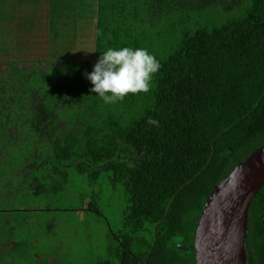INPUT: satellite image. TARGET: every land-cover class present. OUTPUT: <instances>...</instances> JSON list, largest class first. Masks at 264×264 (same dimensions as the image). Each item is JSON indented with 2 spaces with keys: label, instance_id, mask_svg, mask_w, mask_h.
Wrapping results in <instances>:
<instances>
[{
  "label": "trees",
  "instance_id": "1",
  "mask_svg": "<svg viewBox=\"0 0 264 264\" xmlns=\"http://www.w3.org/2000/svg\"><path fill=\"white\" fill-rule=\"evenodd\" d=\"M87 3L55 0L49 32L62 55L0 74V203L31 181L34 196L53 195L68 192L72 171L89 185L105 175L126 205L115 230L91 193L89 210L107 224L96 264H196L194 237L212 189L264 144V0H101L95 26L71 18L89 19ZM8 41L0 55L30 57L24 42ZM125 46L146 48L160 63L148 93L115 104L80 95L64 131L40 121L34 130L40 110L59 122L73 100L74 63L93 61V70L102 52ZM247 227V264H264V186Z\"/></svg>",
  "mask_w": 264,
  "mask_h": 264
},
{
  "label": "rangeland",
  "instance_id": "2",
  "mask_svg": "<svg viewBox=\"0 0 264 264\" xmlns=\"http://www.w3.org/2000/svg\"><path fill=\"white\" fill-rule=\"evenodd\" d=\"M72 46L76 44L73 43ZM77 54L78 49L72 51L70 57H76ZM92 62L90 61L89 65L86 63L82 65L79 61L77 64L74 63V66H81V68L78 71L80 76L73 84V100L65 107L64 104L62 105L65 111L61 113L59 122L50 121L52 115L50 116L47 110H40L35 131L41 129L39 121L44 124L42 126L44 130H50L54 127L53 125L58 124L57 128L64 131L63 120L77 118L79 96L90 97L92 93L93 85L86 78V74L93 71ZM14 66L0 64V74L10 73ZM45 73L47 74L46 71ZM47 79L52 80L49 75ZM42 135L47 141H51L52 136L75 134ZM75 141L78 142L77 139ZM78 146L76 143L77 148ZM71 173H73L72 179L69 180V189L65 194L59 192L48 195L41 192L38 193L40 196H34L32 190L36 188L31 181L28 186L19 185V190H16V200L11 201L8 199L9 196L4 197L5 199L0 203V210L5 208L14 211L3 212L2 216L0 215L8 220L0 221V264L97 263L106 249L107 224L101 216L89 210V204L94 201L91 197L94 194L91 195V193L96 192V208L115 230L119 229V222L122 220L125 199L109 186L105 175L96 181L97 184L89 185L85 180H78L77 172ZM6 187L8 190L9 188L14 190L12 184ZM4 193L7 194V192ZM27 197L31 200L29 201ZM3 242L8 244L5 245Z\"/></svg>",
  "mask_w": 264,
  "mask_h": 264
},
{
  "label": "water",
  "instance_id": "3",
  "mask_svg": "<svg viewBox=\"0 0 264 264\" xmlns=\"http://www.w3.org/2000/svg\"><path fill=\"white\" fill-rule=\"evenodd\" d=\"M263 186L264 144L212 189L194 237L196 264H247L248 212Z\"/></svg>",
  "mask_w": 264,
  "mask_h": 264
},
{
  "label": "crops",
  "instance_id": "4",
  "mask_svg": "<svg viewBox=\"0 0 264 264\" xmlns=\"http://www.w3.org/2000/svg\"><path fill=\"white\" fill-rule=\"evenodd\" d=\"M57 1L65 4L69 0ZM100 2L101 0H88L87 4H90V8L94 10L93 15L89 16V19L85 18V16H79V14L71 18H74L79 23L80 21L83 23L86 21V24L91 23L90 26H95L97 24ZM54 4L55 0H0V15H3V18L0 17V31L3 33L0 38V49L5 47L4 44L9 38V44H13L14 47L18 43L24 42V45L28 48L25 55H30L22 62L18 59L16 50H14L10 52L11 59H6L3 55H0V64L16 65L36 59L33 61L37 65L39 62L42 66H47L49 65L48 59H57L53 53L62 55L66 51L63 42L53 44L50 39L49 28L52 25V20L50 19ZM80 18H85V20ZM39 44L41 45L39 46ZM12 60L14 61L12 62ZM44 60H47V65L42 64Z\"/></svg>",
  "mask_w": 264,
  "mask_h": 264
},
{
  "label": "clouds",
  "instance_id": "5",
  "mask_svg": "<svg viewBox=\"0 0 264 264\" xmlns=\"http://www.w3.org/2000/svg\"><path fill=\"white\" fill-rule=\"evenodd\" d=\"M159 69V61L146 48H108L86 78L93 85L91 91L105 104H115L129 94L148 93ZM147 123L158 125L151 117Z\"/></svg>",
  "mask_w": 264,
  "mask_h": 264
}]
</instances>
